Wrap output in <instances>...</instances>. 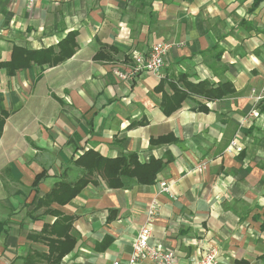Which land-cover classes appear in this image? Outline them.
Here are the masks:
<instances>
[{
  "label": "crops",
  "instance_id": "0c3cea01",
  "mask_svg": "<svg viewBox=\"0 0 264 264\" xmlns=\"http://www.w3.org/2000/svg\"><path fill=\"white\" fill-rule=\"evenodd\" d=\"M73 32L56 66L0 65V264H127L151 210L174 264L212 244L220 264H264V99L243 124L264 94V0H0L1 64L15 49L58 53ZM162 42L174 46L161 79L115 75ZM86 153L163 169L110 187ZM79 181L67 200L61 185Z\"/></svg>",
  "mask_w": 264,
  "mask_h": 264
},
{
  "label": "built area",
  "instance_id": "2783aa9c",
  "mask_svg": "<svg viewBox=\"0 0 264 264\" xmlns=\"http://www.w3.org/2000/svg\"><path fill=\"white\" fill-rule=\"evenodd\" d=\"M37 0H27L28 7H32ZM174 45L168 42H162L154 44L147 56L134 55L133 56V67L128 71H122L117 69L115 75L123 80L132 79L139 76L143 72L151 73L156 78H162V69L165 65L166 57L169 51ZM264 99V94H254L253 100L255 102L253 110L243 121V124L250 123V120L259 115L257 106ZM241 151L236 140H233L229 147L227 148V153H237ZM207 169V164L203 163L198 166L199 171H205ZM160 190L163 193L170 194L173 196L171 185L167 182H162L159 184ZM154 211L149 212L148 223L142 226L137 234L136 239L133 243V251L129 258L127 264H138L142 261H150L156 264H174L175 254L172 251H165L159 248L156 244L152 242V229L151 220H153ZM114 264H120L115 262ZM190 264H220L219 263V248L217 245H210L204 254L197 260H193Z\"/></svg>",
  "mask_w": 264,
  "mask_h": 264
},
{
  "label": "trees",
  "instance_id": "16d2710c",
  "mask_svg": "<svg viewBox=\"0 0 264 264\" xmlns=\"http://www.w3.org/2000/svg\"><path fill=\"white\" fill-rule=\"evenodd\" d=\"M75 38L76 34L70 33L65 40H63L59 45V51L56 53L54 49H47L40 52H26L20 49H15L13 53V59L10 63L1 64V66H4L8 68L11 72L20 68H25L26 66H29L32 62L39 64V65H51L56 66L60 64L61 62H64L68 58H70L74 54L75 50ZM20 59V60H19ZM22 61V62H21ZM192 86H189L191 88ZM182 98L179 100V102L183 101L186 98L185 94L180 93ZM176 109L174 108L173 111ZM167 111V109H166ZM172 111V112H173ZM169 113V111H167ZM168 139L163 138L159 139L158 141H153L155 144H161L166 142ZM93 157L96 158L98 163L93 164L91 167V159ZM81 164L84 162L86 163L85 167L89 174H93L94 171L101 170L100 163H103L104 167L103 170L108 178V184L110 187H124V184L122 182V178L126 179H136L139 183L150 185L153 184L156 180L157 174L163 169V165L161 162L157 160H152L148 165H141L138 163L137 158L135 156L130 157H122L115 160H108L104 159L102 157L97 156L96 153H86L82 158H80L79 161ZM98 169H94L93 167H97ZM44 175H39L36 178L35 183L39 184V182L42 180ZM87 184L86 181H79L77 184L74 185V187H66L63 188L61 185L60 189H63L64 192H66L65 189L69 188L71 190V194L67 197V200H70L71 198L75 197L79 194L82 187ZM56 193V192H55ZM240 264H247V263H240Z\"/></svg>",
  "mask_w": 264,
  "mask_h": 264
}]
</instances>
